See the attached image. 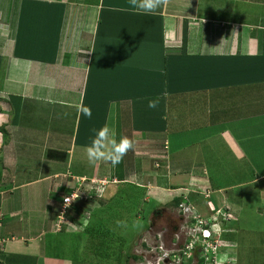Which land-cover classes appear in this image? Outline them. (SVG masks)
<instances>
[{"label": "crops", "instance_id": "obj_1", "mask_svg": "<svg viewBox=\"0 0 264 264\" xmlns=\"http://www.w3.org/2000/svg\"><path fill=\"white\" fill-rule=\"evenodd\" d=\"M157 98L158 106L149 108ZM184 118L190 123L183 127ZM46 121L51 128L42 127ZM32 125L40 137H16L22 130L29 135ZM103 126L117 140L134 141L130 153L144 159L141 171L119 178L111 163L89 164L86 148ZM1 127L0 184L6 191L0 194V237L7 240L0 244V264L70 263L47 251L60 239L43 241L47 233L79 230L69 218L61 224L60 197L78 178L138 175L167 192L166 199L180 194L189 204L186 197L198 193L197 184L212 187L221 203L212 205L230 215L214 223L218 255L231 264H264V0H169L153 13L132 9L129 0H0ZM203 143L214 152L220 184L207 173ZM30 145L54 158L34 157L40 164L30 168L42 173L37 178L9 172L7 150L25 160L29 156L20 148L27 152ZM164 152L167 157L158 159ZM129 157L123 159L131 167ZM76 165L82 169L73 171ZM184 176L190 180L182 184ZM41 181L46 188L29 194L26 210L25 197L15 196L18 188ZM250 200L258 222L240 225L251 219L239 218ZM41 210L42 223L21 216ZM244 230L262 240L249 244L259 253L248 259L237 236ZM13 234L19 237L11 239Z\"/></svg>", "mask_w": 264, "mask_h": 264}, {"label": "rangeland", "instance_id": "obj_2", "mask_svg": "<svg viewBox=\"0 0 264 264\" xmlns=\"http://www.w3.org/2000/svg\"><path fill=\"white\" fill-rule=\"evenodd\" d=\"M217 3V2H216ZM20 88H22V86H20ZM126 117V115H124ZM121 117V121L124 120L123 115L120 116ZM189 118H184L185 122H181L184 126L189 125L190 122H188ZM25 121V120H24ZM24 121L22 122L21 120V124L20 125H24ZM34 121L38 124V118H34ZM31 122V121H30ZM192 122V121H191ZM42 127L44 128H51V126L48 125V122L46 121L45 123H42ZM179 125L178 129L179 130H183L182 126ZM35 125L29 126V128L27 129L29 132V135H27L23 130L19 131L16 137H26V138H30L33 139L34 138H38L40 137V133L35 129L34 127ZM22 129V128H21ZM36 132L38 134H36ZM36 142V141H35ZM37 145V142H36ZM204 146V148H202L201 150V154L203 156H205V163L207 164L206 168H208V172L210 177L215 180L216 182H218V184H220L219 182V175L216 176V174H213V169H216L215 167H217V165L215 164V159H214V152L212 149H210V147H207V143H203L202 144ZM55 148V147H53ZM21 151L25 152L29 157L25 160H22V158L20 160H18V152L17 150H15L14 148L7 150L6 155H5V161L9 164H7L9 167L8 169L9 172H13V171H20L22 177L25 178H37L39 177L41 174L40 173H33L32 169L30 168V164L32 166V168H37V164H40L39 162L42 161H49L50 158H54L51 157L49 155H47V153L45 154V152H42L40 147H34L33 145H30L28 147V150H30L32 153H34L35 155L33 156V154L30 153V151L26 149L27 147L23 146L22 148H20ZM162 151H166L164 147H162ZM32 156V157H30ZM127 156L133 157L131 158L133 161L132 166L129 167L126 163V161L123 159V161L114 166L113 168V172L115 175H117V177L121 178L124 177L126 175V173H132L130 170H135V171H141L142 168V163L144 162V159L141 157L140 154H131L130 151L127 153ZM159 158H166L167 155L165 154V152L162 154L160 153V155H158ZM166 156V157H165ZM34 157H38L39 159L36 158V160H38L39 162H37ZM67 160V158H66ZM157 162V161H156ZM67 161L65 163H62L61 167H65ZM156 165V163H154ZM73 171H79L80 169H82V167L77 166L76 168H72ZM215 171V170H214ZM226 175H228L226 178H229L230 176H232V169L227 168L226 172H224ZM108 175V174H107ZM109 176V175H108ZM107 176V177H108ZM89 178V177H88ZM88 178L85 177V179L88 180ZM136 180H135V179ZM84 179V178H83ZM82 179V180H83ZM142 178L138 175V176H133L129 177L128 180H120L118 178H103L100 179L97 176L95 177H91V181L99 183V189H98V196H102L104 198H110L112 197L115 193H117L118 191L121 192H128V198H132L134 197L133 190L135 189V187H132V185H128L125 182H129L132 181L130 183H133L137 186H144L145 190L143 192V197L140 200V203L137 207L133 206L132 204L129 206L128 205H120L121 202L125 201V200H117L114 203H112V205L114 207L111 208V211L115 214V216L117 215V217L119 218L120 222L117 224V226L115 227L116 230L120 231L119 234H122V236L124 237L126 235V238H128L129 242L128 244L125 245V250L123 249L122 254L125 252H132V253H137V255H140L138 258H133L131 257L128 261L129 264H180L182 262V257L180 254V251L177 250V254L176 256H173V254L171 253L172 250V244H170L171 239L169 237L170 235V225H176L178 226L180 232L181 233V240L184 236V231L193 227V225L196 223V219L195 221H193V215L196 212H190L188 211V205L192 204L195 206V208H193V210H197L198 213L202 216V218L204 219H211L212 217H214L215 213H214V207L213 205L217 206V202L215 200L216 197L215 193L213 194L214 190L212 189V187L208 186H204L203 184H197L198 186V190H196L198 193L195 192H189L188 193V197H186V200H190V204L188 202H182V196L180 194H178L177 196H179V200L178 197H174V198H169L166 199V197H163L164 195H167L165 191H158L159 189H155V182L152 181V183L154 185L153 188H150V185L148 184L149 182H144L143 180H141ZM184 180L182 181V184H185L187 182H189V177L184 176L183 178ZM225 179V178H224ZM223 179V180H224ZM79 180V179H78ZM100 180H105V181H100ZM107 180V181H106ZM21 180H18L17 183L21 184L20 182ZM181 181V180H179ZM42 182V181H41ZM38 183L37 185H33V187H30L29 189L23 191V188H18L17 190V194L15 196H24L25 199L23 200L24 202L22 203L23 207H26V210L28 209V196L31 192H34L35 194H37V190L40 189H44L46 188V184L45 183ZM88 182V183H87ZM87 185L92 186L90 181H87ZM105 182V184H104ZM95 183V184H96ZM72 183L70 182L69 185H71ZM75 186V184H72V186ZM104 186V188H100V186ZM214 186H217L215 183H213ZM73 186V188H74ZM77 186V185H76ZM120 187L121 188L120 190ZM75 189V188H74ZM15 190V189H14ZM68 190V189H67ZM4 191H6V189H4L3 186H1L0 184V194L3 195ZM9 192V191H8ZM5 192V193H8ZM136 192V190L134 191ZM138 193H140V190H137ZM153 193H157L156 195ZM229 193H231V191H229ZM88 194V192H87ZM159 194V195H158ZM162 195V196H161ZM236 197L234 198L235 201H238V194H234ZM211 196V198L209 197ZM209 197V198H208ZM90 197H88V199H83V201L89 200ZM127 198V197H126ZM185 199V197H183ZM60 199H62V197H60ZM59 199V201H60ZM21 200V199H20ZM211 200V201H209ZM28 201V202H27ZM63 200H61L62 202ZM216 201V202H215ZM41 202V200H40ZM132 202V201H131ZM36 203V202H35ZM129 203V201H128ZM133 203V202H132ZM212 203H214L212 205ZM253 203L255 204V202L253 201ZM219 204H221L219 202ZM249 208L245 209V212L248 213H244L239 215L240 220H243V217L245 218H251V219H245L242 223H240V225H246V224H250V223H256L258 222V220H256L255 218L257 216H253L251 215L250 212L253 211V207H251L252 201L250 200L249 203ZM115 207L117 208V210L115 209ZM165 208L166 211H163L161 214L157 213V216L154 215L155 211L158 210L157 208ZM0 208H1V204H0ZM67 210V209H66ZM3 213H0V220L2 217ZM22 218L25 219H30V220H35L32 221V223H42L43 222V215H42V210L40 212H37L36 214H34L33 216L31 214L27 215L26 212L22 213ZM155 219V226L152 224H150L151 222V218ZM152 218V219H153ZM60 222L61 224L63 222L68 223V219L66 216H60ZM2 225V223H0ZM211 224V223H210ZM68 225V224H67ZM209 227L212 229L213 231V236L217 237V232L215 230V227L211 224L209 225ZM1 228L3 229L4 226H1ZM49 228H47L46 230H48ZM178 231V232H179ZM198 231L200 233H202L201 228H198ZM177 232V233H178ZM15 235V237L11 238V239H17L18 234H13ZM176 236V234H175ZM239 238L240 236H242L241 239V256L243 257V259H248L249 255L254 256L257 255L259 252L258 251H251L252 248H250V243L253 245L255 244H262V240H260V238L258 239L257 234L254 233L253 231H248V230H244V232L239 231L238 235ZM190 237V236H189ZM188 237V240L190 239ZM55 238L60 239L58 243V247L56 246H50L47 247V251L49 253H53V254H57L56 258H60L63 259L65 261H68L70 263L68 264H75L74 261L79 262V264H81V259H83V257H85V259H91L92 261L91 264H117V259L116 255L111 258H107L104 255H93V247L91 245V242L88 241L87 238L84 237L83 234H81V232L79 231H75L72 232V230L70 228L67 227V229L65 228L59 235H54V234H50L47 233L44 235V242L45 243H51L52 240ZM5 240L7 239H3L2 237H0V244H3L5 242ZM187 240V241H188ZM124 242V241H123ZM55 243L57 244V242L55 241ZM111 249L113 250L115 247L113 246H118V249H120L119 247H123L124 243H120L119 241L116 242V244L112 245V242L109 243ZM162 245L163 246V250H160L159 246ZM246 245V246H244ZM175 247V245H174ZM109 248V247H108ZM2 254H3V250L1 249ZM169 253H171V260L169 261H164L165 258H167V256H169ZM123 254V256H124ZM16 253L14 252L10 254L5 255V259L3 260V262H7L8 258H15ZM123 260H125V257H122ZM221 259L217 260L216 264H224L225 260L223 259V257H220ZM181 260V261H180ZM185 264H197L196 261H193V259H188L187 261H185ZM227 262V261H226ZM86 264H89L88 262ZM226 264H231V262H227Z\"/></svg>", "mask_w": 264, "mask_h": 264}, {"label": "trees", "instance_id": "obj_3", "mask_svg": "<svg viewBox=\"0 0 264 264\" xmlns=\"http://www.w3.org/2000/svg\"><path fill=\"white\" fill-rule=\"evenodd\" d=\"M1 131H5L4 127L0 128ZM50 155L52 154V151L49 152ZM129 157V156H128ZM130 158V157H129ZM156 163V162H155ZM161 164V163H160ZM166 165L165 162H163L161 165ZM155 167V165H154ZM115 175V174H113ZM91 177L88 178L87 181H90ZM87 181H85L82 185V191L89 195V200L83 201V199H78L75 204L71 205L67 208L65 211V216L67 219L69 218L73 222H76L79 228V232L84 235L85 238L88 239V241L91 242V245L93 247V255H104L108 259L113 257V255H116L117 264H129L128 261L131 257L138 258L140 255H137V253L132 252H125L124 256L122 254L123 249L125 250V245L128 244L129 240L126 238V235L123 237L122 234H119L120 231L116 230L117 224L120 222L117 215L111 211V208L114 207L112 203H114L117 200H125L120 203V205H128L129 204L137 207L140 203L141 198L143 197L144 192V186H137L130 182H125L128 185H132V187H135L133 190L134 197L128 198L129 193L128 192H121L118 191L110 198H104L102 196H98V189H99V183L93 184L89 187L87 185ZM87 182V183H86ZM105 186V185H104ZM104 186H100V188H104ZM74 189L67 190V193L64 195H67L71 193ZM136 190V192H134ZM137 190H140V193L137 192ZM62 196V200H63ZM127 197V198H126ZM180 198L178 197V200ZM129 201V203H128ZM133 203H132V202ZM63 201L60 206V211H63ZM117 210V208L115 207ZM71 212V213H70ZM223 216V215H221ZM222 218V217H221ZM220 219V218H219ZM87 222V223H86ZM74 232V231H73ZM119 241L120 243H124L123 247L116 246V242ZM124 241V242H123ZM112 242V245L114 244L115 247L113 250H110L112 246H110L109 243ZM109 247V248H108ZM122 257H125V260H123ZM83 260H86L89 264H91V259H85L83 257ZM110 260V259H109ZM111 261V260H110ZM75 264H79V262H75ZM204 257L200 259L199 264H205Z\"/></svg>", "mask_w": 264, "mask_h": 264}, {"label": "clouds", "instance_id": "obj_4", "mask_svg": "<svg viewBox=\"0 0 264 264\" xmlns=\"http://www.w3.org/2000/svg\"><path fill=\"white\" fill-rule=\"evenodd\" d=\"M168 2L169 0H129V6L132 9H135L142 13H153L161 6H166ZM158 104H159V98L155 100H150L148 107L156 108ZM84 113L87 116L91 117L90 109H84ZM94 131H95V135L92 138L91 144L86 148V156L90 165L95 166L97 162L103 161V162L111 163L113 166H116L123 161V158L127 155L129 151H134L135 149V143L130 137L121 136L119 140H117L115 131L109 128L108 126H103L100 129ZM76 198H78V196L75 194L71 197H65L64 198L65 206H70L72 200ZM204 230H205L204 233H206L207 236L213 235V233L211 234V232L213 231L209 226ZM160 246H161L160 250H163V246L162 245ZM203 252H204L203 249L201 250L198 249L194 257L196 258V256H199L198 258L200 261V259L204 257L202 254ZM171 253L174 256V253L177 254V251L175 250L174 252L172 251ZM171 253H169V256H167V258L164 259L165 261H169L172 259L170 256ZM194 257L186 258L182 256V262L180 264H183L188 259H193L194 261ZM224 260H225L224 264H226L227 262L229 263L227 259ZM199 261H196V263L198 264ZM205 262H206L205 264H208L206 259Z\"/></svg>", "mask_w": 264, "mask_h": 264}, {"label": "built area", "instance_id": "obj_5", "mask_svg": "<svg viewBox=\"0 0 264 264\" xmlns=\"http://www.w3.org/2000/svg\"><path fill=\"white\" fill-rule=\"evenodd\" d=\"M82 179L83 178L78 180L77 186L75 187V189L71 193H69V194H67V195H65L63 197V205H62L63 206V211H62V214L65 213V211H66V209L68 207H70L71 205L75 204V202L78 199H83V198L89 197L88 194H86L85 192L82 191V185H83V183L85 181H87V179H85V177H84L83 180ZM100 181H105V180H100ZM90 183H91V185H93L96 182H93V181L90 180ZM104 184H105V182H104ZM74 194L77 195L78 198L72 200L70 206H65L64 198L65 197H71ZM188 211H190L192 213L196 212L193 215L194 219H196V223H195V226H193V227H191V228H189V229L184 231V233L187 234L188 237L190 236L189 237L190 239L186 242L185 246L181 248V251L183 252L182 256L186 257V258L194 257V255H195V253H196V251L198 249H200V250L203 249L204 252L202 254L205 257L207 263L208 264H216L217 260L221 259V258H219L220 256L218 255V250L221 247V240H219L218 237H214L213 235L212 236H207L206 233H204V231H205L204 229H206L211 224L214 226V223L219 219V217L221 215H223V219L224 220L230 219V215H228L227 213H224L222 211V209H220V208H217V209L214 208V213H215L214 217H212L211 219H207L206 220V219L202 218V216L198 213L197 210H195V209L193 210L192 207L190 208L188 206ZM62 216L64 217V215H62ZM196 228L197 229L201 228L203 233H200L199 231H196ZM181 233H183V232L179 231L176 234L178 240L181 239V235H180ZM183 238H185V237L183 236ZM175 250H178V248L177 249L175 248ZM174 256H176L175 253H174Z\"/></svg>", "mask_w": 264, "mask_h": 264}, {"label": "flooded vegetation", "instance_id": "obj_6", "mask_svg": "<svg viewBox=\"0 0 264 264\" xmlns=\"http://www.w3.org/2000/svg\"><path fill=\"white\" fill-rule=\"evenodd\" d=\"M157 209L158 210H156L155 213H154L155 216H157V213L161 214L163 211H166V209L164 207L163 208H157ZM152 218H153V216H152ZM152 218H151L150 224H151V226H152V224L155 226V223H156L155 222V219L154 218L152 219ZM192 219H193V221H195L194 217ZM193 226H195V224ZM170 227L171 228H170V235H169V237H170V239L172 238L171 239V242H170V244H172V250L174 252L175 251V248L176 249L178 248V251H180L181 254H183V252L181 251V248L185 246V244H186V242L188 240V236H187V234L184 233V237L185 238H182V240L181 239L178 240L177 239V236H175V234H177V232L179 231V229H176V228H178V226H176V225H170ZM196 231H198L197 228H196ZM212 233L213 232H211V234ZM174 245H175V247H174ZM159 247H161V246H159ZM194 261H199V258L197 259V258L194 257Z\"/></svg>", "mask_w": 264, "mask_h": 264}]
</instances>
